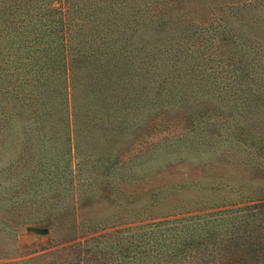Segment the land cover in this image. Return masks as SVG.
Instances as JSON below:
<instances>
[{
	"label": "rangeland",
	"instance_id": "obj_1",
	"mask_svg": "<svg viewBox=\"0 0 264 264\" xmlns=\"http://www.w3.org/2000/svg\"><path fill=\"white\" fill-rule=\"evenodd\" d=\"M149 1L185 10L187 21L207 25L221 8L246 0ZM231 12L229 17L235 21L239 12ZM251 14L260 20L264 5L257 4ZM255 32L253 39L264 47V27ZM190 39L193 44L187 38L180 45L172 44L188 43L206 53L217 50L215 39L209 48L195 36ZM9 44L7 38L0 37V170L10 162L15 176L33 166L38 168L37 175L49 177L44 179L45 195L62 200L67 207H60L62 223L53 228L28 218L33 209L26 208V202L14 209L0 202V264H211L209 237L217 241L225 238L232 223L236 226L241 215L253 211L240 207L264 202V198H249L264 196V65L255 63L258 57L264 60L263 55L248 48L250 60L244 52L231 53L232 57L227 55L221 62L217 55L205 58L206 68L200 74L208 80L200 87L201 99L196 104L188 98L164 104L159 110L142 107L140 117L130 109L123 122L124 136L118 137L121 142L109 155L111 160L117 155L116 162L94 166L78 163L79 158L93 157L88 148L81 147L88 137L81 134L80 120L74 131V121L69 126L71 132L66 126L65 134L61 122L42 120L45 128L36 129L44 136L39 150L33 135L26 139L21 133V117L14 115L17 101L13 92H26L24 101L30 103L27 108L32 111L39 105L33 93L47 87L43 84L34 90L26 83L17 85L16 76L29 75L26 71L30 66L15 62L7 49ZM232 62L235 69L230 68ZM232 81L246 88L240 93L251 98L248 102L239 97L235 103L228 99L229 90L234 91ZM30 90L33 92L28 96ZM27 115L38 119L34 112ZM23 140L28 143L24 145ZM116 151L119 153L113 154ZM22 153L30 155L27 165L22 164L27 155ZM21 195L13 194L11 200L23 199ZM229 199L235 202H225ZM74 200L81 225L76 238L66 240L70 230L64 224V213L70 211L68 205Z\"/></svg>",
	"mask_w": 264,
	"mask_h": 264
},
{
	"label": "trees",
	"instance_id": "obj_2",
	"mask_svg": "<svg viewBox=\"0 0 264 264\" xmlns=\"http://www.w3.org/2000/svg\"><path fill=\"white\" fill-rule=\"evenodd\" d=\"M256 3L264 5V1L252 0L226 5L207 25H201L187 21L185 10L167 9L149 0H0V37L9 40L7 49L15 62L30 66L26 71L29 75L16 76L17 85L26 83L34 90L43 84L47 87L46 91L37 89L32 95L41 106L39 111L37 104L32 111L28 110L30 103L24 101L26 92H13L17 101L13 107L14 115L21 117V133L26 139L33 135V145L39 150L44 136L41 137L36 129L45 128L42 120L49 118L61 122L64 134L67 129L71 132L72 121L74 131L76 121L80 120L81 134L88 137L81 147L88 148L93 157L84 156L78 163L114 164L117 155L112 160L109 155L116 143L121 142L118 137L124 136L126 127L123 122L130 109L135 117H140L142 107L159 110L164 104L188 98L196 104L201 99L199 89L208 80L200 74L206 68L203 65L205 58L213 59L217 55L216 59L221 62L227 55L232 57L231 53L244 52L250 60L249 49L264 57L263 45L252 37L256 30L260 33L264 27V17L257 20L251 14ZM232 9L239 12L235 21L229 17L233 15ZM226 11L229 12L226 14ZM190 36H195L200 44L205 43L203 47L208 48L215 39L217 50L204 51V55L203 49L191 45ZM186 38L191 44L179 46ZM172 42L179 45L174 46ZM23 57L27 60L23 61ZM238 62L246 64V60L238 59ZM255 63L263 66L264 60L258 57ZM229 65L233 69L236 67L233 62ZM230 84L234 91H226L229 100L235 103L238 97L247 102L251 99L240 93L246 88L233 81ZM32 92L30 90L28 96ZM258 96L261 98L262 93ZM33 112L38 119L27 115ZM22 143L26 145L28 141ZM33 145L32 154L35 152ZM68 145L71 148V138ZM110 148L111 151L106 152ZM29 161L31 158L27 154L22 164L27 165ZM32 168L15 176L11 162L2 167L0 202L13 209L26 202L25 207L33 209L28 218L47 222L54 228L62 223L60 207L67 206L62 200L45 195L44 179L49 177L37 175L38 168ZM39 169L42 172L47 170ZM69 181L71 184L72 180ZM13 194H23L24 197L11 200ZM249 198L258 200L264 196ZM225 202L235 201L229 199ZM76 203L75 200L71 202L68 205L70 211L64 213V224L70 230L66 240H74L81 225ZM242 208L253 211L241 215L236 226L232 223L225 238L217 241L209 237L211 264H264V202L239 209Z\"/></svg>",
	"mask_w": 264,
	"mask_h": 264
}]
</instances>
